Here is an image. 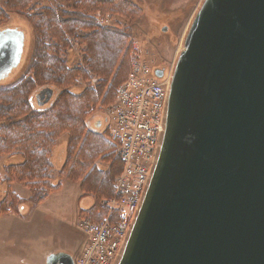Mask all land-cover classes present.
Segmentation results:
<instances>
[{"label": "water", "instance_id": "water-1", "mask_svg": "<svg viewBox=\"0 0 264 264\" xmlns=\"http://www.w3.org/2000/svg\"><path fill=\"white\" fill-rule=\"evenodd\" d=\"M24 43L23 31H0V79L18 66ZM164 72L154 70L159 79ZM51 94L41 91L39 105ZM47 264L75 259L53 253ZM117 264H264V0H205L198 10Z\"/></svg>", "mask_w": 264, "mask_h": 264}, {"label": "rangeland", "instance_id": "rangeland-1", "mask_svg": "<svg viewBox=\"0 0 264 264\" xmlns=\"http://www.w3.org/2000/svg\"><path fill=\"white\" fill-rule=\"evenodd\" d=\"M73 1L74 0H33L28 7L12 10L6 6L2 8L1 3L6 4V0H0V31L10 28L19 29L25 33V46L21 63L7 77L0 79V87L5 89L0 91V105L5 104V100H3L4 96L1 93H7V96H11L14 106H17V108H15L16 110L9 113L7 117L0 116V126L4 122L9 123L10 121H15V123L18 122L20 125L18 136L6 133L7 129L0 128V197L6 198L5 202H2L4 204L3 208L7 209L10 204H13L19 211L21 205L26 206V204L31 205L33 202L36 203L38 198L44 193L49 192L50 194L59 191L61 188H65V190L59 194L49 197L48 199L50 200L47 199V204L44 208L40 209L39 213H36V216L30 219L31 223L24 225L19 224L13 228L11 227L12 231H10L9 236L5 238V243L7 244L0 248V259L2 257H8V259L17 260L19 264H45L47 254H44L42 249H46L47 246L54 244H63L73 247L75 243L71 240L75 239L78 242L85 237L79 225L73 223L75 219L71 218V215L67 216L65 223L59 220L54 210V204H57L59 207V204L62 203L66 211L71 209L72 199L74 201L77 197L76 193L72 194L70 191V189L73 188H68L69 186H76L73 182H80V188L83 194L96 197L95 201L98 199L100 203L102 191L97 188H91L90 183L88 185L87 182V177L97 173L93 170V166L90 167V165L94 163L93 165H97V167L101 166V168L110 171L113 166L109 160L110 157L115 156L111 149L109 150L111 154L108 159L109 161L107 158H103V154L105 153L104 150L99 154L98 150H94L95 152L91 153V146H94V149H98L96 144L101 143V139L92 136L87 137L88 133L86 129L85 131L83 130L84 133L81 135L80 140H78L76 134L77 129H72L73 125H68L66 122L61 129L58 128L55 130V128H57L56 126L46 127V130L50 133L52 129L55 130L54 135L51 137L48 134L45 139H41L43 141L42 143L37 144L34 143L36 137L33 136L30 141L31 145H29L27 142V132L26 130H24V132L22 131L24 125L22 126V124H20V118L27 120L28 116H30L29 97L32 96L34 103L36 102L38 106L39 103H37L36 96L40 93V90H38L39 86L37 85L26 89L18 87L20 85L19 80L24 74L32 75L37 72V70H35V72L32 71V63L37 61V50L40 48L38 45L39 35L37 31L39 18L36 16L31 17L30 11L35 13L38 10L52 8L58 5L66 9H72L71 3H73ZM204 1L205 0H120L119 4L116 3L113 6L115 9L114 12L112 8L107 9L102 7L98 9L96 12V20L98 23L121 31L127 36V39L125 40L122 53L120 52L118 55L119 57L115 64L113 74L109 77H107V75L110 71L106 72L105 70V74L102 70H99L103 74H99L100 77L95 74H90V79H86L78 75V79L76 80L73 79V76L75 77L77 72H66L67 81L64 85V89L66 90L71 88L72 91H81L85 89L87 85H91V89L95 88V86L97 87L95 92L90 91V88L87 89L90 91L88 93V95L90 94L88 101L85 97V100L83 99L80 102L86 115L84 120L87 121V119L93 115L102 119L104 116V109L107 107V104H109L106 103L104 97L108 93L111 95L116 87V83L113 84L112 87V82L118 77L121 79L125 74H128L130 70L129 67L132 68L136 60H140L144 63L149 74L156 79L159 78L155 76L154 70L156 68H163L165 71L164 79H161L163 82L166 81L167 85L168 77L172 71L174 72L179 55L184 49L185 39L197 14L196 11L200 9ZM133 8L135 9L132 12ZM85 31L84 34L87 33V30ZM50 34L51 43H57L56 37L59 35L52 37L53 32ZM84 34L80 33V35ZM73 50L74 52L71 53L67 62L68 66L72 68L80 63L81 67L84 69L86 67L85 61L83 60L84 65H82L80 56L82 53V55H84V52L88 50L86 45H82V40L78 38L75 40ZM61 56L65 55L61 53ZM129 62H132L131 66ZM174 62L175 66L173 67ZM101 76L110 78L105 89H103L104 91L101 89L102 82L104 81ZM36 77L39 79L38 76ZM56 86H58V84ZM32 90L37 93L32 94ZM100 90H102L103 93L97 96ZM55 99L57 98L55 97ZM57 100L61 102H58L53 111L49 113H52L53 119L54 115L57 116V121H54L56 124L60 117L58 111H64L66 106L79 102V100L76 101L74 98L67 96V93ZM51 103L52 102H49V105ZM45 135L46 132L42 133L43 138ZM64 140L69 141V151L63 165V162L61 164L57 159V154L61 146L60 143ZM39 146L41 149L38 148ZM33 150L37 151L36 155L40 157L44 156V162L39 163L35 161V163L38 164H34V158L31 156L25 166H11V164L23 163L22 159L24 157L28 158L29 153ZM21 154L22 156H20ZM90 154H92V156H89ZM35 188H39V191ZM77 189L79 190V188ZM70 201L71 204L69 206ZM28 209L29 207L27 206V210H24V213L28 211ZM14 213L18 214L16 211ZM31 214H33V211H31ZM19 216L23 217L24 215L19 214ZM3 249H5V252L2 254ZM22 251L26 254L24 259H17L14 253Z\"/></svg>", "mask_w": 264, "mask_h": 264}, {"label": "trees", "instance_id": "trees-1", "mask_svg": "<svg viewBox=\"0 0 264 264\" xmlns=\"http://www.w3.org/2000/svg\"><path fill=\"white\" fill-rule=\"evenodd\" d=\"M32 1L33 0H6L7 5L4 3H1V5L2 8L6 6L12 10H17L28 7ZM119 1L120 0H74L73 3H71L72 9H66L64 7H61V5H58L56 7L38 10L35 13L33 11H30L31 17L36 16L39 18L37 31L39 35L38 45L40 46V48L37 50V61L35 60L36 62L32 63V71L35 72V70H37V72L32 75L23 76L24 78L19 81L20 85L18 86L21 89H26L31 86L37 85L39 86L38 90L51 87L57 90V99H60L65 95V93H67V96L74 98L76 101L79 100V102L76 104L66 106L64 111H58V113H60V117L56 124L54 123V121H57V116L54 115L53 119L52 113H49L52 112L53 109L57 106L58 102L61 101L55 99L54 102H52L50 105L38 104L37 106L36 102L34 103V100L31 96L28 100L31 106H29L30 116H28V119L26 118L27 120L20 118V124H22V126L24 125L22 127V131L24 132V130H26L27 132V142L29 145H31L30 141L33 136L36 137V140L34 141L35 144L42 143V140L45 139L48 134L52 137L56 129H61V127H64L65 122L68 125H73L72 129H77L76 134L78 140H80L81 135H83L85 129L88 133L87 137L92 136L100 138L101 143L96 144V147L98 149H94V146H91V153H94L96 150H98L99 154L104 150L105 153L103 154V158H107V160L109 159V156H111L109 152L110 149L112 150L113 155H115L114 157H110L109 159L111 161V165H113L111 171L97 167V165H93L94 163L90 165V167L93 166V170L97 173L95 175L87 177L88 185L90 183L91 188L100 189V191H102V199H104L105 196L110 197L114 193V179L117 178V176L121 173L123 163L117 152V146L107 138V134L102 131V128L100 129V126L98 127V125L101 124V121H97L95 124H92V122L84 120L86 115L82 109V105L80 104V102L83 99L85 100V97L88 101L90 95H88V93L90 91L95 92L97 87L95 86V88L91 89V85H87V87L81 91H72L71 88L68 90L64 89V85L67 81L66 72H77V75L75 77L73 76V79L76 80L78 79V75L86 79H90V74H95L97 76H99V74L103 75L99 70H102L104 73L105 70L106 72L110 71L107 77L113 74L115 64L117 63V59L119 57L118 55L120 52L122 53L124 49L127 36L121 31H117L111 27L99 24L96 20V12L102 7H105L107 9L112 8V11L114 12L115 9L113 6L116 3L119 4ZM134 9L135 8L132 9V12ZM85 30H87L86 34H84ZM51 31L53 32L52 37L59 35L58 37H56L57 43H51L49 37V35H51L50 33H52ZM80 33L84 35H80ZM78 38L82 40V45L85 44L88 49L86 52H84V55H82V53L80 56V62L82 65H84L83 60L85 61L86 67L84 69L81 67L80 63H78L77 65L75 64L76 66L72 68H70L67 64L69 56H71V53L74 52L73 45L75 44V40H77ZM61 53H63V55L65 56H61ZM129 69L131 70L130 67ZM130 70L128 71V74H125L121 79L118 77L114 82H112V87L115 83L116 87L112 91L111 95L108 93L109 95L107 94L108 96L106 95L104 97L106 103H109L107 104V106L116 100L117 90L119 86L127 79ZM36 76H38L39 79H37ZM107 77L101 76V78L104 79L101 85L102 90L105 89V86L108 84V80L110 79ZM57 84L58 86H56ZM87 89H89L90 91ZM3 90L5 89L0 87V91ZM102 90H100L97 96H99V94L102 95L104 91ZM33 93L37 92H34L32 90V94ZM1 94L4 96L3 100H5V104L0 105V116L2 115V117H7L9 113H12L16 110L15 108H17V106H14L11 96H7V93ZM19 126L20 125L18 122L15 123V121H10L9 123L4 122L3 124H1L0 128L7 129L6 133H11L14 136H18L17 134H19L20 132ZM50 126H56L57 128H55V130L52 129L50 133L48 130H46V127L49 128ZM45 132L46 135L43 138L42 133ZM97 140L100 141L99 139ZM38 148L41 149L40 146ZM36 154L37 151L33 150L29 153L28 158L24 157L22 159L23 163L11 164V166L23 167L28 163V160H30L29 158L31 156L34 158V164H38L35 163V161L39 163L44 162V156L40 157ZM20 156H22V154ZM89 156H92V154H90ZM35 189L39 191V188ZM47 194H49V192L42 194L38 199ZM3 200L5 199L0 200V212L16 211L20 215L24 214V209L26 206L21 205L18 211L13 204H10L7 209H4V204L2 203ZM101 201L99 203V200L96 199L94 206L85 210V215L91 216L94 220H99L98 218H102L103 216H105L108 212V209L101 206Z\"/></svg>", "mask_w": 264, "mask_h": 264}, {"label": "built area", "instance_id": "built-area-1", "mask_svg": "<svg viewBox=\"0 0 264 264\" xmlns=\"http://www.w3.org/2000/svg\"><path fill=\"white\" fill-rule=\"evenodd\" d=\"M168 83L149 74L136 60L119 86L116 100L104 109L100 127L117 146L123 163L114 193L101 201L108 212L99 220L84 215L80 230L87 241L75 264H117L140 210L165 131Z\"/></svg>", "mask_w": 264, "mask_h": 264}, {"label": "crops", "instance_id": "crops-1", "mask_svg": "<svg viewBox=\"0 0 264 264\" xmlns=\"http://www.w3.org/2000/svg\"><path fill=\"white\" fill-rule=\"evenodd\" d=\"M97 117L98 116L93 115L89 117L87 121H90L92 122V124H95L97 121L101 120L100 118H97ZM99 126L100 125H98V127ZM60 145L61 146L57 154V159L59 160L61 164L63 162V165H64L66 158H67L68 151H69V141L64 140L63 142L60 143ZM73 183L76 186L75 187L69 186L68 188H73V189H70V191L72 192V194L76 193L77 197L74 201L72 199V204H71V201L69 202V206L71 204L70 206L71 209L66 211V208L63 207L61 203L59 204V207L57 206V204H54V210L56 211V216L59 217V220H61V222L65 223L66 222L65 219L67 218V216L71 215V218L75 219L73 223L74 224L77 223L78 225L79 219L85 215V210L94 206L96 202L95 201L96 197L83 194V191H81V188H80L81 187L80 182H73ZM77 188H79V190ZM64 190L65 188H61L59 191H56L57 193L53 192L47 195H43L40 199H38L36 203L33 202V204L31 205L26 204V207L24 210H27V206L29 207V209L28 211H25V213L23 214L24 215L23 217L19 216V214L14 213V212L13 213L12 212H0V248H2V246L7 244L5 243L6 241L5 238H7L9 236L10 231H12L11 227L13 228L14 226L19 225V224L24 225V224L31 223L30 219L35 217L36 213H39L40 209L44 208V206L47 204V199L51 197L52 195L54 196L56 194H59L60 192ZM31 211H33V214H31ZM71 241L75 243L73 247L65 246L63 244H54L51 246H47L46 249H42L44 251V254H47L45 264H47L48 256L53 253H56V254L60 252L67 253V254H70L73 258L80 256L81 250L83 249L87 241V236L85 235V237L82 240L80 239L78 242L75 239ZM3 252H5V249H3L2 254ZM14 255L16 256L17 259L20 258V260H23L26 254L24 251H22V252H15ZM0 264H19V263L17 262V260L8 259V257H2L0 259Z\"/></svg>", "mask_w": 264, "mask_h": 264}, {"label": "flooded vegetation", "instance_id": "flooded-vegetation-1", "mask_svg": "<svg viewBox=\"0 0 264 264\" xmlns=\"http://www.w3.org/2000/svg\"><path fill=\"white\" fill-rule=\"evenodd\" d=\"M6 34H8V35H6V36H9V35H11L12 36V34L11 33H9V32H7ZM13 38H18V36L16 35V36H13ZM8 38H4L3 39V41H2V43L1 44H4L5 43V41L7 40ZM15 40V39H14ZM24 46H25V43H24ZM23 51H24V49H23ZM22 58H23V53H22V57H21V60H20V62H19V64L21 63V61H22ZM12 61H14V55H13V53H11L10 54V58H9V62L7 63V65L6 66H9L11 63H12ZM18 64V65H19ZM18 67V66H17ZM16 67H14V68H12L11 70H10V72L8 73H6L5 75L6 76H4V77H7L14 69H15ZM27 74H24V76H26ZM24 77H22L21 79H23ZM20 79V80H21ZM19 80V81H20ZM47 88H50V89H52V94H51V96H50V99L47 101V103L46 104H49V102H54V100L53 99H55V97H56V93H57V90H55V89H53V88H51V87H47ZM44 89H46V88H43V89H41L39 92H41V91H43ZM48 97V92H46L45 93V98H47ZM36 100H37V102H38V98H37V96H36ZM43 105H45V103L43 104ZM99 121H101V120H99ZM6 192H8V191H6ZM1 199H5L6 200V198H2V197H0V200ZM5 200H3V202H5Z\"/></svg>", "mask_w": 264, "mask_h": 264}, {"label": "bare ground", "instance_id": "bare-ground-1", "mask_svg": "<svg viewBox=\"0 0 264 264\" xmlns=\"http://www.w3.org/2000/svg\"><path fill=\"white\" fill-rule=\"evenodd\" d=\"M198 10V9H197ZM196 12H198V11H196ZM175 66V62H174V64H173V67ZM172 75H173V71L170 73V76L168 77V89H167V91L169 90L170 91V85H171V81H172ZM6 76V75H5ZM3 78V77H2ZM1 78V79H2ZM161 141H162V139H161ZM157 159V158H156ZM156 161V160H155Z\"/></svg>", "mask_w": 264, "mask_h": 264}]
</instances>
